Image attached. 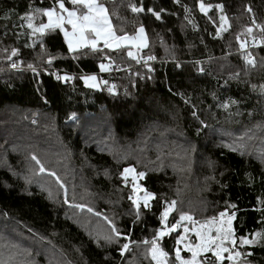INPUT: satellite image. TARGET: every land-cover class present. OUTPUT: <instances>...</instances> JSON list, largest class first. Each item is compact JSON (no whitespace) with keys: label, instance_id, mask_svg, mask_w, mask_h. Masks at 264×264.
Returning a JSON list of instances; mask_svg holds the SVG:
<instances>
[{"label":"trees","instance_id":"1","mask_svg":"<svg viewBox=\"0 0 264 264\" xmlns=\"http://www.w3.org/2000/svg\"><path fill=\"white\" fill-rule=\"evenodd\" d=\"M97 2L106 7L118 36H134L143 25L148 46L104 49L73 59L58 29L29 37L26 25L19 27L23 23L19 15L28 4L51 7L54 0H0V234L49 248L61 264H125L127 258L136 261L143 243L154 239L159 215L171 201L176 204L169 225L182 213L202 221L234 203L240 209L233 222L237 236L264 230L260 222L264 213L258 210L264 208L258 202L264 200V96L250 87L264 83V42L257 43L264 34L252 24L255 19L264 25V0ZM199 2L212 5L207 16L199 10ZM217 4L223 5V12ZM132 6L165 11L157 20L146 11L133 12ZM66 7L72 8L70 3ZM5 14L11 19H4ZM221 15L227 17V30L216 36ZM46 21L38 15L33 24ZM14 32L21 35L17 38ZM237 36L247 41L246 49L240 48ZM12 48L18 50L12 57L16 68L7 59ZM98 48L103 49L102 44ZM128 50L141 58L140 63L127 56ZM248 53L256 61L254 67L246 63ZM149 55L155 57L147 61L151 72L143 59ZM100 63L111 70L100 72ZM84 75L108 84L90 88L81 79ZM57 76L71 79L63 82ZM112 85L115 95L108 91ZM231 100L239 103L222 107ZM83 134L97 139L110 134L117 145L151 148L141 153L139 165L146 173L142 186L155 198L139 220L126 202L127 190L120 179L124 163L99 143L84 142ZM147 137L160 142L146 141ZM29 138L48 153L51 145L57 147L52 153H62L55 197L21 178L30 174L22 168L24 154L16 149ZM46 170L55 172L49 166ZM69 205L91 209L103 218L115 214L112 223L128 237L122 236L120 242L128 243L129 250L121 256L118 244L98 247L73 218L83 217ZM173 240L174 236L165 237L158 244L175 264ZM251 259L253 264H264V248L255 247Z\"/></svg>","mask_w":264,"mask_h":264},{"label":"snow or ice","instance_id":"2","mask_svg":"<svg viewBox=\"0 0 264 264\" xmlns=\"http://www.w3.org/2000/svg\"><path fill=\"white\" fill-rule=\"evenodd\" d=\"M175 3L179 4L180 0H174ZM66 3H70L73 8L70 10L66 7ZM57 7L59 11H57ZM219 11L223 12V5L217 4L215 6ZM28 10L19 15L20 20L23 22L19 25V27L23 28L27 27L30 30L28 33L29 37L35 36L39 34L41 37L44 36L47 30H56L59 29L60 33H63L64 42L67 45V51L72 55L73 59H78L80 55H87L88 52L97 53L103 52L104 49L108 50H116L120 49L121 45H131L134 48L142 49L147 47V36L145 34V28L141 25L137 29V35L129 37L127 34L117 35L112 28V25L109 21L107 9L103 4L97 3V0H54V4L51 7H45L43 5L36 6L35 4H28ZM81 8L83 10L78 11L77 9ZM212 8L211 4L205 5L203 2H199L200 11L207 16L209 9ZM135 13L139 12H148L151 13L157 20L161 19V13L164 12V9H160L159 11L155 10L152 7L145 8L132 6L131 9ZM251 12V8L247 9ZM185 13L189 10L187 7L184 8ZM42 15L47 18V23L41 22L39 26L33 24V20L36 16ZM187 18V17H186ZM4 19H11V17L5 14ZM211 19V18H210ZM220 25L216 28V36H220L222 31H226L227 25V17L221 15L220 17ZM191 22V21H189ZM215 23V21H213ZM252 24L260 29L261 33L264 34V25H259L256 23L255 19H253ZM65 25L71 26V32H69ZM13 27H17V25H13ZM253 32V28H247V33L251 35ZM14 36L17 38L21 35L20 32H14ZM252 39L256 41V37L253 36ZM237 41H240V37L237 36ZM103 42V49L98 48V45ZM264 42V35H262L261 40L257 41V43ZM28 45H25L27 47ZM40 48L44 49V43L40 42ZM240 48H247V41H240ZM7 51V49H5ZM18 53L16 48L11 49V54L7 57L9 61H11V67L16 68V61L12 60V57H15ZM242 55H244L242 53ZM127 56L133 60H136L137 63H140L141 58H137V56L133 53V51L128 50ZM246 63L252 65L253 67L256 64V61L252 58V54L248 53L245 57ZM105 59L112 61V58L109 56H105ZM145 61V66L148 67L147 61L155 59L154 56H147L143 58ZM46 63L50 66L52 63V57H49L46 60ZM179 67V65H177ZM28 68L32 69L33 72H36V69L32 64L28 65ZM101 72L110 71V65H105L101 63L99 65ZM153 69L148 67V71L151 72ZM203 71V69H201ZM139 75V74H137ZM236 77L239 78V73L236 74ZM58 80L63 82H67L71 79L68 76H57ZM141 79H144L143 76H140ZM149 79L151 77H148ZM81 79L84 81L85 85L90 88L99 89L101 84L107 85V80H100L97 82V77L95 75H84L81 76ZM135 86V85H133ZM253 90H259V94L264 96V83L260 85H250ZM109 93L115 95V85H112L108 88ZM127 94V92H126ZM187 103V101H186ZM239 101L231 100L230 102H226L222 105L224 108H228L230 104H238ZM193 116H196V112L193 111ZM32 159L36 162L37 165H40L39 172L44 173L46 169L43 165L40 164V161L36 156H33ZM261 159H264V155L261 156ZM135 173V169L132 167H126L123 169L122 176L125 181H127L129 174ZM48 175H55L54 173H48ZM140 179H143L146 176V173L141 171L136 174ZM136 176L133 177V186L131 189V194L128 196V199L132 202V205L136 208V219H140V211L141 204L143 205V210L148 211L151 210L150 201L155 198L154 194L150 191H147L142 186L135 182ZM57 183L59 182V178L57 177ZM60 187L63 188L64 185L60 184ZM143 192V196L140 197L138 193ZM51 196V193H49ZM67 203V199L64 201ZM258 202L261 205H264V200H260L258 198ZM176 202L171 201L164 208L161 213L160 223L161 225H165L164 228L157 230L155 234V238L152 241V258L157 262V264H173L172 261H168L167 257L169 253L163 251L160 247H158L157 241L165 236H167L171 232H175L178 227L181 226L182 221H191L192 216L188 214L182 213L175 223L167 226L168 216L174 210ZM76 207H82L80 205H76ZM90 212L91 209H88ZM239 205L231 203H226V207L223 211L219 212V218L216 216L212 217L210 221L207 222V231H201L198 229H192L195 233L196 242L190 243L187 241L186 235H179L175 239V264H224V261H228L229 264H253V260L251 257L254 255L255 247L259 246L264 248V230L262 231H252L247 235L237 236L236 230L233 227L234 220L237 219V213L239 211ZM262 213H264V208L258 209ZM107 219V218H105ZM264 224V216H262L261 221ZM110 224V234L108 236L102 237L104 243H100L97 241L98 247H104V244H118L120 255L123 256L126 251L129 250L128 243H121V238L127 240L128 237L124 236L120 230L111 222ZM215 229V235H212L211 232ZM189 229L187 227L184 228V233L187 234ZM183 245V248L180 247ZM247 249H252L251 251ZM186 251L191 253V257L189 259H185L181 252ZM211 253V258L201 259L204 254Z\"/></svg>","mask_w":264,"mask_h":264},{"label":"rangeland","instance_id":"3","mask_svg":"<svg viewBox=\"0 0 264 264\" xmlns=\"http://www.w3.org/2000/svg\"><path fill=\"white\" fill-rule=\"evenodd\" d=\"M71 7L73 8L72 5H71ZM72 8H69V9L71 10ZM198 8H199V4H198ZM81 10H83V9H81V8L77 9L78 14H79V11H81ZM57 11H59L58 8H57ZM46 23H47V21H46ZM220 23H221V21H220ZM65 27L69 32H71V26L70 25H65ZM135 35H137V33ZM129 37H132V36H129ZM61 38L64 42L63 33H61ZM64 44H65V42H64ZM100 44H102V46H103V42H101ZM65 46L67 47L66 44H65ZM123 46L132 47L130 44L129 45H121V47H123ZM132 49L136 50L137 48L132 47ZM137 50H140V49H137ZM104 64L107 65V63H104ZM99 70H100V68H99ZM97 82H98V79H97ZM85 132H88V129H86ZM11 134H13V133H11ZM16 134L18 135L21 133H16ZM46 136L47 135H44L43 137L46 139ZM52 137H53V135H52ZM147 138L150 140H146V141H150V142L154 141L156 143L160 142V140H153L152 141V139L150 137H147ZM0 139H1V137H0ZM29 139H30V142H28L24 145H21L20 147H18L16 149V152H22L24 154V158H21L22 159V161H21L22 168L24 171H29V174H30V176H22L21 178L23 179V181L26 185L36 186L37 188L44 190L48 195H49V193H51V196H50L51 198L55 197L59 193V189H58L57 185H55L56 180H57V177L59 179L61 177V176H59L60 172H58V170H56V169H61L60 155H62V153L61 152L52 153L54 150L57 149V147L53 146V145L50 146V150L48 153L45 149V146H38V141L35 140V138H29ZM113 139L114 138L110 134L107 135V138L105 136H103L100 139L88 138V137L85 138V135L83 134L84 142L85 141L86 142L92 141L95 143H99L109 153H111V154L115 153L119 157V160L124 163V165H125L124 168L132 167L135 169V173L129 174L127 181H125L123 179L122 175H120V179L122 180V185L127 190L126 202L129 205V207H128L129 212L133 215H136L137 210L132 205V202L128 199V196L131 194V189L133 186V177L136 176L137 173L143 171L142 166L139 165V157L142 160L143 156L141 153H144L145 151L151 150V148L149 146H145V145H140L138 147H126V146L123 147L119 143L117 145ZM24 141H25V139L21 142V144ZM118 146H121V147H118ZM50 153H52V154H50ZM33 156L37 157V159L40 161V164L43 165V167L45 169H46V166H49L50 168H52V170H55V172H54L55 175L54 176L48 175V173H50V172H48L47 170L44 173H40L38 170L40 165H37L36 162L32 159ZM122 172H123V170H122ZM122 172H121V174H122ZM41 174L44 175V177H39V175H41ZM67 179H69V177H67ZM143 179H140L138 176H136L135 182L137 184H139L140 186H142ZM62 190L64 193V189H62ZM138 195L140 197H142L143 192L138 193ZM65 199L66 198L64 196V201H65ZM152 203H153V200L150 201L151 207H152ZM166 206L167 205H165L164 208ZM67 208L72 210L73 213L81 215L83 218H86V219H83V218L78 217V216H73V218L76 219L84 227L83 229H85L86 234L89 236V238L92 241L97 242L99 240V242L104 243L102 237L108 236L110 234L109 221L112 222V220L115 218V214L110 213L109 216L106 215L107 219H105L102 216H99L98 214H96L92 211L90 212L85 207H76V205H69V206H67ZM164 208H163V210H164ZM163 210H162V212H163ZM141 211H144L142 204H141ZM141 211H140V214L142 213ZM170 214H169L168 218L170 217ZM69 217H71V216H69ZM160 217H161V214L159 215V221H160ZM216 217L218 219L219 215H217ZM211 219L212 218L200 221V220L192 218L191 221H182L181 226L178 227L175 232H171L165 237L174 236V240H173L174 247H175V239L179 235H186L187 236L186 242L195 243L196 237H195V233L192 231V229L195 228V229H198L201 231H207V227H206L207 222L210 221ZM166 223H167V226H170L168 224V221ZM164 227H165V225H161V223H160L158 230H160ZM185 227H187L189 229V232L187 234L184 233ZM156 232H155V234H156ZM211 234L215 235V229L214 228H213ZM165 237H163L161 239H164ZM154 238H155V235H154ZM152 241L153 240L145 241L143 243L144 247L140 248V250H139L140 254L136 258V261L134 259H132L134 261L130 262L131 260L129 258H127V259H125V264H138V263H142V262H144L145 264H157V262L155 260H153V258H152V252H151ZM158 241H157V244H158ZM158 247H160L159 244H158ZM180 247L183 248V245H180ZM43 248H45V247H40L39 245L28 246V244L18 243V242H15L9 238L4 237L0 234V264H61L51 249L46 248V250H45ZM173 254H174V256L172 259L175 261L174 251H173ZM132 255H133V253H129V256H132ZM181 255L185 259H189L191 257V253L186 252V251H182ZM200 258L201 259L211 258L212 260L215 259L214 257H211V253H206ZM167 260L169 261L170 259L167 257ZM224 264H229V262L224 261Z\"/></svg>","mask_w":264,"mask_h":264}]
</instances>
